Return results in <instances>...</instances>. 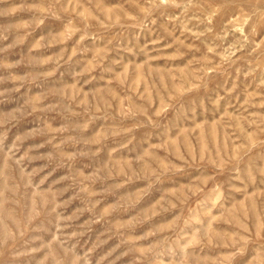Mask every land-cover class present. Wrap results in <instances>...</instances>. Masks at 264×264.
Wrapping results in <instances>:
<instances>
[{
	"label": "rangeland",
	"instance_id": "obj_1",
	"mask_svg": "<svg viewBox=\"0 0 264 264\" xmlns=\"http://www.w3.org/2000/svg\"><path fill=\"white\" fill-rule=\"evenodd\" d=\"M0 264H264V0H0Z\"/></svg>",
	"mask_w": 264,
	"mask_h": 264
}]
</instances>
